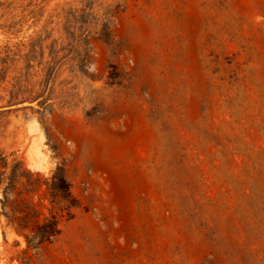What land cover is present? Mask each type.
Instances as JSON below:
<instances>
[{
    "label": "rangeland",
    "instance_id": "rangeland-1",
    "mask_svg": "<svg viewBox=\"0 0 264 264\" xmlns=\"http://www.w3.org/2000/svg\"><path fill=\"white\" fill-rule=\"evenodd\" d=\"M0 150L76 199L0 264H264V0H0Z\"/></svg>",
    "mask_w": 264,
    "mask_h": 264
},
{
    "label": "trees",
    "instance_id": "trees-1",
    "mask_svg": "<svg viewBox=\"0 0 264 264\" xmlns=\"http://www.w3.org/2000/svg\"><path fill=\"white\" fill-rule=\"evenodd\" d=\"M52 184L38 172L29 170L20 159L10 158L0 150L1 214L27 248H40L51 243L59 234V216L76 204L63 170ZM45 186L47 205L38 197ZM46 211H44V209Z\"/></svg>",
    "mask_w": 264,
    "mask_h": 264
}]
</instances>
